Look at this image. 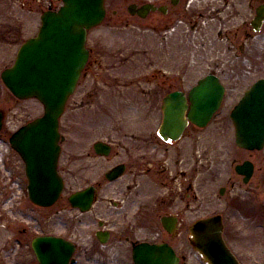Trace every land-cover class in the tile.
I'll return each mask as SVG.
<instances>
[{"label": "flooded vegetation", "instance_id": "af4514ba", "mask_svg": "<svg viewBox=\"0 0 264 264\" xmlns=\"http://www.w3.org/2000/svg\"><path fill=\"white\" fill-rule=\"evenodd\" d=\"M60 5L50 0L45 11ZM126 11L139 32L154 35L152 70L102 77L92 71L87 48L80 77L92 85L90 112H108L94 101L100 81L105 102L135 117L92 121L87 144L78 137L66 162L61 138L57 173L63 178L71 164L73 193L88 189L92 200L84 213L60 199L42 208L48 222L37 236L63 245L41 264H137L142 244L166 245L185 264L191 226L211 218L239 264H264V147L239 148L230 117L244 93L264 81V0H141ZM204 81L213 101L221 98L209 121L197 124L187 113L192 91ZM172 96L181 99L185 119L176 139L160 135ZM25 251L27 264H39L31 241Z\"/></svg>", "mask_w": 264, "mask_h": 264}, {"label": "water", "instance_id": "95a60500", "mask_svg": "<svg viewBox=\"0 0 264 264\" xmlns=\"http://www.w3.org/2000/svg\"><path fill=\"white\" fill-rule=\"evenodd\" d=\"M148 9L149 5L143 7L146 13ZM104 15V0H62L58 11L42 14L36 37L19 48L14 64L1 73L3 84L13 96L19 100L36 99L43 107L42 116L21 127L10 139L25 165L28 198L37 206H52L63 190V181L57 174L59 118L87 62V31L100 25ZM205 84V81L200 83L192 91V108L187 113V118L197 124L210 119L220 99L219 96L213 101L210 88ZM182 105L178 97L165 100L162 137L176 139L180 136L185 120ZM203 108L209 110L202 111ZM231 119L239 147L249 150L263 147L264 82H258L245 93L232 111ZM1 123L0 112V129ZM91 200L88 189L68 198L71 206L81 212L89 209ZM190 234V244L205 264H239L226 248L216 218L194 223ZM60 246L62 241L52 237H37L31 243L39 263L44 257L54 256L53 249ZM136 257L138 264L178 263L173 251L165 245H141Z\"/></svg>", "mask_w": 264, "mask_h": 264}, {"label": "rangeland", "instance_id": "374dc122", "mask_svg": "<svg viewBox=\"0 0 264 264\" xmlns=\"http://www.w3.org/2000/svg\"><path fill=\"white\" fill-rule=\"evenodd\" d=\"M140 1L105 0L106 18L100 26L87 33L86 48L93 50L90 61H93V72L102 77L106 74L130 73L135 69L137 72H151L156 45L154 35L150 31L139 32L136 28L139 21L131 18L126 11L130 3ZM49 2L50 0H0V74L12 65L20 45L36 35L40 16ZM114 11H117V15H113ZM150 20L144 23L149 24ZM97 85L101 88L100 81ZM91 86L88 79L80 77L75 92L67 100L60 117L59 132L64 139L61 159L65 162L72 158L73 143L78 137H85L84 142L87 144L92 121L135 117V113L130 111L121 112L116 111L115 106L112 108L111 105L115 103L111 101L109 104V100L105 102V97L102 96L105 89L98 87L94 91L101 95L94 101L108 106V112H90L89 106L94 104L88 98ZM81 99L85 100L84 109L77 107ZM0 110L4 114L0 129V264H27L25 250L29 248L32 238L41 233V228L48 222V211L29 202L24 165L10 149L7 139L22 125L41 116L43 108L36 100L14 98L0 79ZM70 167L63 174L65 187L61 201L67 200L75 189L71 164ZM60 206L59 204L57 207L61 208ZM73 213L74 211L60 216H71ZM188 247L181 252L185 255V264H204L195 251Z\"/></svg>", "mask_w": 264, "mask_h": 264}]
</instances>
